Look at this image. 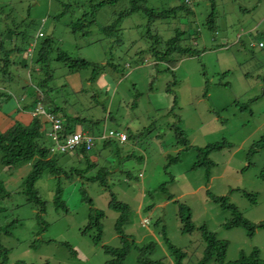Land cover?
<instances>
[{"label":"rangeland","instance_id":"obj_1","mask_svg":"<svg viewBox=\"0 0 264 264\" xmlns=\"http://www.w3.org/2000/svg\"><path fill=\"white\" fill-rule=\"evenodd\" d=\"M177 2L149 0L148 6L161 9ZM186 3L193 9L192 15L157 19L150 29L161 36V41L172 36L176 27L185 29L189 41L186 43H192L200 52L193 56L173 54L169 61L156 66L147 50L150 39L143 14L134 13L122 19L123 41L119 44L101 31L100 27L113 20L123 2L99 8L94 13V24L88 28L90 33L83 36L74 34L71 25L88 9V0H0L8 17L0 21V34L17 24L25 35L17 36L14 43L23 45L24 49L36 35L37 47L44 37L52 36L55 47L74 56L93 63L126 65L122 72L106 66L90 82L92 68L69 73L61 62L50 60L55 78L48 85L55 87L53 95L59 98L58 103L66 100L70 114L77 113L95 122L87 121L83 127L95 137L88 156L96 164L85 173V178L75 174L56 178L43 173L36 187L46 201L42 214L47 222L44 226L35 217L36 207L27 203L20 192L29 164L21 163L9 170L0 162V179L11 192L9 198L0 200L3 208L0 224L19 220L12 226V236L3 239L11 248L10 262L23 259L42 263L46 258L48 264H102L109 258L102 245H120L114 230L118 212L109 206L110 193L128 204L129 222L124 230L136 244L156 242L152 259L166 256L172 264L162 229L174 246L184 248L187 253L184 264H193L201 256L203 244L199 231L181 232L179 204L189 207L197 226L205 224L218 238L229 242L226 260H234L241 250L249 251L253 247L259 249L264 259V225H259L264 223V180L258 177L264 154L263 151L249 154L251 144L264 131V0H186ZM64 9L66 13L61 15ZM212 12L215 24L210 29L207 18ZM39 32L43 35L38 36ZM4 38L8 48L10 39ZM23 54L24 51L18 54L19 59ZM25 56L28 63L30 58ZM9 71L8 79L0 76V91L12 96L1 101L0 114L9 113L17 103L32 102L29 91L36 79L30 78L29 70L20 64L12 65ZM173 73L177 80L174 113L180 116L179 126L189 140L187 149L175 144L172 129L175 118L167 115L172 96L165 88ZM128 129L133 135L128 141L121 143L114 138L103 145L110 130ZM42 140L50 145L47 136ZM220 140H225L229 147L209 153L216 165L206 180L203 167L192 168L196 148ZM178 150V158L168 161L166 156L176 155ZM59 163L66 169H83L86 165L85 158L66 153L60 156ZM101 167L110 171L107 185L86 179L98 175ZM57 181L62 187L61 199L67 211L54 207ZM161 185H165L164 190ZM81 189L91 198V204L81 199ZM206 190L215 195H228L243 215L258 225L255 233L247 236L243 228H223L221 224L229 212L209 200ZM241 190L257 193L256 203L251 204ZM91 207L105 215L102 237L97 242L93 239L95 229L83 232ZM143 218L149 220L145 226L140 223ZM64 242L77 250L75 259ZM136 254L137 250L132 248L124 264H136Z\"/></svg>","mask_w":264,"mask_h":264},{"label":"trees","instance_id":"obj_2","mask_svg":"<svg viewBox=\"0 0 264 264\" xmlns=\"http://www.w3.org/2000/svg\"><path fill=\"white\" fill-rule=\"evenodd\" d=\"M148 1L149 0H88V9L85 10L81 16L72 23L71 30L74 34L79 33L83 36L89 34L90 31L88 28L94 24V13L99 8H102L103 6H112L118 4V2H123L121 9L115 13L113 20H111L105 26L100 27L101 31L107 37L112 39V42L115 41L119 44L121 41H123L121 36L122 27L120 26L122 19L129 17L134 13H141L146 18V34L148 39H150L147 50L156 61L154 65L157 66L158 63L169 61V57L173 54L177 56L198 55L200 50L194 47L192 43H186L188 36H185V29L176 27L174 29L173 35L164 39L163 41H161V36H159L158 33H152L150 29L153 22L157 19H165L168 17L181 18L183 15H185V17L192 15L193 9L191 6H188L186 0H178L176 4L161 9L148 6ZM65 9L62 11L61 15L66 13ZM213 14L214 13L212 12L210 14V18H207V22L211 23L209 25L210 29L213 28L215 24ZM5 16L7 17V15L4 14L3 8L0 6V21L3 20ZM19 28L20 27L16 24L13 28L8 27L4 33L0 34V76L3 78V80L8 79L10 76L9 68L12 65L20 64L22 67L27 68L31 76L30 78L33 77L36 79L35 82L32 81V90L29 91V94L32 95V102L25 105L18 103V105H21V108L19 109L30 111L36 107L37 103H40L43 106L45 113L60 120L61 129L58 133L57 140H54L50 134L51 124L47 116L42 113L30 117L28 122L11 119L6 126L0 127V162L3 167L9 170L17 167L21 163L29 164V170L21 182L20 192L25 197L27 203H30L36 207L37 212L35 217L38 223H42L44 226H46L47 222L42 219V214L45 213L46 201L41 198L36 187V182L43 175V173L46 172L52 176H55L56 178H59L62 174L67 177L75 174L79 175L80 178H85V173L96 164L95 161L92 162L88 156L89 151H91L95 145V137L90 132H86V127H83L84 123L87 121H90L92 124L95 122L93 120H88L85 117H81L77 113H74L73 115L70 114L67 111L68 108L66 106V100H61L58 103L57 99L59 98L53 95L55 87L48 85L49 81L55 78L53 69L49 66L50 60L54 59L61 62L68 68L69 73L92 68L91 75L89 77L90 82L96 80L95 78L106 66H108L107 68L112 71L122 72L126 65L123 63L115 64L112 62H107V64L93 63L84 58L74 56L61 47H55L52 36L44 37L37 47L36 35L35 40L31 39L28 41L29 43L26 49H24L22 47L23 45L20 46L14 43L17 36L22 38L25 35L23 29L18 30ZM42 35V32L38 33V36ZM4 37L10 39L11 44L8 48H5ZM30 48L33 50L32 54H29ZM22 51L25 53L23 54L24 57L19 59L18 54ZM141 52L143 51H140L139 53ZM52 53H54L53 57H51ZM25 55H28L30 58L28 62L29 64L25 62ZM165 69L170 70L169 68ZM156 71H158V68H156ZM37 75L39 76L38 81ZM172 76L173 79L166 84L165 88V92L172 96V105L167 110V115L175 118V121L172 125V129L176 136L175 144L187 149L190 147L189 140L186 138L184 130L179 126L181 122L180 116H177L174 113L177 102L174 93V87L177 85V80L174 76V73ZM82 90L83 89H81V91ZM75 92L77 91L75 90L74 93ZM10 96H12L11 93L0 91V104L1 101L6 100ZM94 97L95 94L92 98ZM20 99L22 100V98ZM133 104H135V102ZM74 131H81L93 136V147L86 149L84 144H80L70 149H66L65 151L55 148V145L62 143L63 140H65L66 137ZM124 132L127 134L126 141L133 137L130 129ZM44 136L49 138L50 145H46L42 140ZM111 139L114 138H105L103 140V145H108L110 141H112ZM225 146L229 147V144L227 145L225 140H220L207 143L201 148L197 147L196 160L193 163L192 168L194 169L203 167L205 169V179L208 180L210 177L211 168L216 165V163L209 158V153L212 151L221 150ZM180 150L177 151V156L170 154L167 155V160H176ZM258 151H263L264 154V131L258 137V139L251 144L249 154L251 155ZM65 153L66 155L70 154L76 155L78 157L80 155L81 157L85 158V167L83 169L75 167H69L66 169L59 163L60 156ZM249 165L250 164L244 168L248 167ZM109 174L110 171L108 168L101 167L98 175L87 177L86 179L92 182L97 181L101 185H107ZM127 175L129 176V172H127ZM258 177L261 178V180H264V157ZM161 189L164 190L165 185H161ZM81 191H83L81 199L89 201L91 204V198L86 195L85 190L81 189ZM241 191L242 194L248 198L251 204L256 203L257 193L248 192L246 190ZM61 193L62 187L57 181L53 195L54 207L56 210L59 209V207H62L67 211L68 208L65 201L61 199ZM206 195L209 200L220 206L222 210L229 212V217H227L221 224L223 228L232 229L240 227L245 230L247 236H252L255 233L256 227L258 225L247 219L238 209L237 205L229 200L228 195H215L209 190H206ZM10 196L11 192L7 189L5 182L0 179V200H4ZM110 196L111 199L109 206L118 212V216L114 222V230L120 239V245H102L104 253L109 256V258L106 259L102 264H124L125 259L132 248L137 250L136 264H169L166 260V256L160 257L158 259L151 258V254L156 247L155 241H149L139 246L136 244L135 239L125 232L124 227L129 222V206L127 203L118 200L113 193H110ZM178 216L182 233L191 234L195 230H198L200 233L203 249L201 256L193 264H264V259L261 258L259 249L257 247H253L249 251L241 250L236 259L226 260V252L229 246V242L227 240L218 238L216 232L209 230L205 224L197 226L193 222L190 209L186 204H179ZM103 218H105L103 211L91 207L88 216V223L85 225L83 232L85 233L89 230L95 229L97 232L93 237L95 242L101 240ZM18 222V219H12L5 224H0V264H48L49 261L46 258L42 261V263L28 262L23 259H16L13 262H10L11 248L3 242V239L5 237L12 236V226ZM259 225H264V223H260ZM160 232L163 235V241L166 249L169 251V254L167 255L169 258H171L169 259V262L172 264H184V259L187 255V253L184 251V248L174 246L165 235V231L163 229ZM34 243L35 242H33V244ZM63 245L68 249L71 258L75 259L78 256L77 250L73 248L71 244L64 242ZM60 264L73 263L68 262Z\"/></svg>","mask_w":264,"mask_h":264},{"label":"built area","instance_id":"obj_3","mask_svg":"<svg viewBox=\"0 0 264 264\" xmlns=\"http://www.w3.org/2000/svg\"><path fill=\"white\" fill-rule=\"evenodd\" d=\"M37 113H43L44 115L47 116L51 124L50 134L54 140H57L58 133L61 129L60 120L52 115L45 113L43 110V107L40 104L37 105L34 112H32V116L36 115ZM108 137L116 138L119 141H125L127 136L123 131L110 130L108 132ZM80 144H84L86 149L92 148L94 144L93 136L89 135L88 133L81 132V131H74L70 133L66 137V139L63 140L62 143H58L57 145H55V148L61 151H65L66 149H70ZM140 223L142 226H145L148 223V220L144 218L141 220Z\"/></svg>","mask_w":264,"mask_h":264},{"label":"crops","instance_id":"obj_4","mask_svg":"<svg viewBox=\"0 0 264 264\" xmlns=\"http://www.w3.org/2000/svg\"><path fill=\"white\" fill-rule=\"evenodd\" d=\"M20 106L17 103L16 108L9 113L4 112V114H0V127L6 126L11 119H17L22 122H28L30 120V111L21 110L19 109L21 108Z\"/></svg>","mask_w":264,"mask_h":264},{"label":"clouds","instance_id":"obj_5","mask_svg":"<svg viewBox=\"0 0 264 264\" xmlns=\"http://www.w3.org/2000/svg\"><path fill=\"white\" fill-rule=\"evenodd\" d=\"M39 35H40V34H39ZM29 52H30L29 54H32V52H33L32 48L29 49ZM39 104H40V103H37V105H39ZM37 105H36V107H37ZM40 105H41V104H40ZM41 106H42V105H41ZM36 107H35V108H36ZM42 107H43V106H42ZM35 108H34L33 110H30V116H31V117H33V116H32V112H34ZM43 110H44V108H43ZM44 112H45V110H44ZM37 114H39V113H37ZM37 114H36V115H37ZM42 114H43V113H42ZM34 116H35V115H34ZM122 131H123V130H122ZM123 132H124V131H123ZM124 133L126 134V132H124ZM126 136H127V134H126ZM105 138H113V137H108V134H107V135L105 136ZM115 139H116V138H115ZM126 139H127V137H126ZM117 140H118V139H117ZM118 141H119V140H118ZM125 141H126V140H125ZM125 141H121V142H125ZM143 219H144V218H143ZM141 220H142V219H141ZM147 220H148V219H147ZM148 222H149V220H148Z\"/></svg>","mask_w":264,"mask_h":264}]
</instances>
